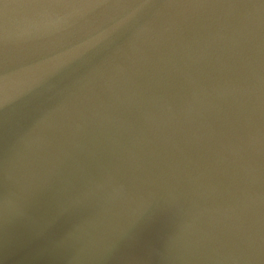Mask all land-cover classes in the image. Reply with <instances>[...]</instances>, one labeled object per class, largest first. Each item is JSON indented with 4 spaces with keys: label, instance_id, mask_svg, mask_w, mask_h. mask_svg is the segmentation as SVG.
<instances>
[{
    "label": "water",
    "instance_id": "1",
    "mask_svg": "<svg viewBox=\"0 0 264 264\" xmlns=\"http://www.w3.org/2000/svg\"><path fill=\"white\" fill-rule=\"evenodd\" d=\"M0 264H264V0H0Z\"/></svg>",
    "mask_w": 264,
    "mask_h": 264
}]
</instances>
